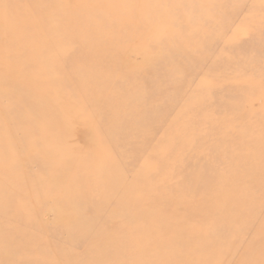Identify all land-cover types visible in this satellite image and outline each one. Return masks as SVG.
Segmentation results:
<instances>
[{"label": "rangeland", "instance_id": "1", "mask_svg": "<svg viewBox=\"0 0 264 264\" xmlns=\"http://www.w3.org/2000/svg\"><path fill=\"white\" fill-rule=\"evenodd\" d=\"M0 264H264V0H0Z\"/></svg>", "mask_w": 264, "mask_h": 264}, {"label": "bare ground", "instance_id": "2", "mask_svg": "<svg viewBox=\"0 0 264 264\" xmlns=\"http://www.w3.org/2000/svg\"><path fill=\"white\" fill-rule=\"evenodd\" d=\"M83 44L86 45V43H83ZM78 55H79V57L81 58V55H80V54H78ZM12 58H13V60H15L14 57H12ZM84 60L88 61V56H87V55H85ZM9 80H10V78L7 80L8 83H10ZM11 84H12V85H11ZM13 84H14V83L12 82V83H10L9 85H10V86H13ZM41 86H42V85H41ZM42 87H44V86H42ZM44 89H45V87H44ZM44 89L41 88V87H40V88H37V90H39L40 93H41L42 95H43L44 93H46V91L43 93ZM32 90L34 91L35 88H33ZM87 193H88L87 191H82V194H84V195L87 194ZM8 199L10 200L11 203H13L14 199H13L11 196H10ZM7 201H8V200H7ZM148 232H149V230L147 229V233H148ZM78 259H79L80 262H82V256L79 257ZM83 259H84V258H83Z\"/></svg>", "mask_w": 264, "mask_h": 264}]
</instances>
